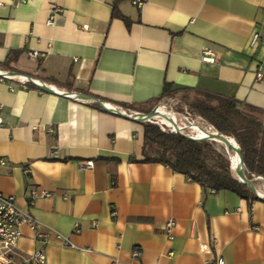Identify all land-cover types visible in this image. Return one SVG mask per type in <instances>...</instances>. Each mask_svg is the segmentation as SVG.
I'll return each instance as SVG.
<instances>
[{
  "label": "crops",
  "instance_id": "obj_1",
  "mask_svg": "<svg viewBox=\"0 0 264 264\" xmlns=\"http://www.w3.org/2000/svg\"><path fill=\"white\" fill-rule=\"evenodd\" d=\"M113 2L0 0V70L126 110L150 112L166 82L264 110V0H124L123 17ZM0 117V192L36 221L21 227L23 254L43 250L46 264H264V200L205 189L152 160L144 123L1 77ZM86 159L94 167L81 170Z\"/></svg>",
  "mask_w": 264,
  "mask_h": 264
},
{
  "label": "trees",
  "instance_id": "obj_2",
  "mask_svg": "<svg viewBox=\"0 0 264 264\" xmlns=\"http://www.w3.org/2000/svg\"><path fill=\"white\" fill-rule=\"evenodd\" d=\"M123 1L114 0L113 16L123 17L119 10ZM181 91L184 92L182 100L193 111L214 125L219 133L237 140L247 168V177L252 178V174L264 176V110L202 89L182 90L168 82L165 83L161 98ZM159 100H153L150 104L153 106ZM92 104L101 107L99 102ZM144 127L145 147L154 153L152 160L168 164L175 171L190 176L205 189L231 190L243 199H257L247 184L234 177L229 156L215 142L194 141L177 133L163 131L153 123H144Z\"/></svg>",
  "mask_w": 264,
  "mask_h": 264
},
{
  "label": "built area",
  "instance_id": "obj_3",
  "mask_svg": "<svg viewBox=\"0 0 264 264\" xmlns=\"http://www.w3.org/2000/svg\"><path fill=\"white\" fill-rule=\"evenodd\" d=\"M133 4L138 7H142L146 0H132ZM260 33H255L252 38V44H257L261 40ZM203 59L209 62H215V57L212 56L209 50H205ZM32 56H37L38 52H31ZM261 71L258 72L257 77L262 78ZM0 77L2 81L17 80L20 83L27 85L28 83L34 84L41 90L50 89L51 92L60 95H66L77 101L85 102H98L97 97H86L83 93L68 92L58 89L54 85L47 84L43 80H39L33 76L22 74L16 71L0 70ZM170 97V96H168ZM171 102L162 105L158 102L150 112H142L137 110H126L120 108L114 103L105 101L100 98L101 108L108 112L122 113L128 115L130 119L136 120L141 123H153L158 125L163 131H169L180 134L188 139L194 141L210 140L217 141L214 138L217 137L214 134H218L219 131L214 125L209 123L202 115L193 111L188 104H182L180 100L170 99ZM170 104V105H169ZM168 120L169 122L165 121ZM2 125V118L0 117V126ZM219 148V147H218ZM220 149V148H219ZM226 153L229 154V149L226 148ZM231 161V171L239 181L243 182L240 173L244 172L247 176V168H243L237 171V176L233 170V163ZM1 163H4L3 159H0ZM95 161L93 159L81 160L79 162V168L81 170L91 169L94 167ZM252 183H245L249 186L250 190L256 195L257 199L264 200V188H260L256 185L255 180L260 179L264 181V176L252 174V178H249ZM244 183V182H243ZM260 191H263L261 193ZM36 188L31 190V196L38 195ZM48 195L47 192H43ZM24 224H28L31 228L36 227V221L32 214L24 211L18 207L16 203L15 195H6L0 192V264H46V255L43 250H38L31 255H25L19 250V240L22 236L21 227ZM175 225L174 220H169L165 224V230L171 231ZM65 244L70 243L69 240L61 236ZM134 256H139L140 251L136 249L133 252ZM216 264H224L222 258H219Z\"/></svg>",
  "mask_w": 264,
  "mask_h": 264
},
{
  "label": "water",
  "instance_id": "obj_4",
  "mask_svg": "<svg viewBox=\"0 0 264 264\" xmlns=\"http://www.w3.org/2000/svg\"><path fill=\"white\" fill-rule=\"evenodd\" d=\"M48 91H51L50 89H48ZM83 95L84 96H86V97H93V96H90V95H86V94H84L83 93ZM98 102L100 103V98H98ZM101 104V103H100ZM126 116H128V115H126ZM129 117V116H128ZM130 118V117H129ZM215 136H217L219 139H220V141L222 142V143H225L227 146H230V147H232V144H231V142L229 141V138H231L230 136H226V135H224V134H221V133H218V134H214ZM233 139L236 141V144H234V148L235 149H237V151H238V153H239V159H240V163H241V165L243 166V168H246L245 167V164H244V160H243V154H242V151H241V147H240V145H239V143L237 142V140L233 137ZM232 147V148H233ZM240 177H241V179H242V181L244 182V183H252V181L245 175V173L244 172H241L240 173Z\"/></svg>",
  "mask_w": 264,
  "mask_h": 264
},
{
  "label": "rangeland",
  "instance_id": "obj_5",
  "mask_svg": "<svg viewBox=\"0 0 264 264\" xmlns=\"http://www.w3.org/2000/svg\"><path fill=\"white\" fill-rule=\"evenodd\" d=\"M184 92H180L176 95H173V96H170V97H165V98H162L160 99V103H162V105H166V103H169L171 102L170 99H175V100H180L182 102V104H187L185 101L182 100V95H183ZM158 104V103H157ZM170 105V104H169ZM167 106V105H166ZM210 141V140H209ZM215 142V145L217 147H219L222 151H226L228 149H231L230 146H227L225 143H222L221 141H213ZM232 150V149H231ZM151 154H154L153 152H151ZM227 155L229 156V154L227 153ZM211 163H214V160H211ZM255 183L258 187L260 188H264V181L263 180H260V179H257L255 180Z\"/></svg>",
  "mask_w": 264,
  "mask_h": 264
},
{
  "label": "bare ground",
  "instance_id": "obj_6",
  "mask_svg": "<svg viewBox=\"0 0 264 264\" xmlns=\"http://www.w3.org/2000/svg\"><path fill=\"white\" fill-rule=\"evenodd\" d=\"M166 122H169L168 120L165 119ZM215 140L217 141H220V139L218 137H215L214 138ZM229 141L231 142L232 144V147L234 146V144H236V141L233 139V137L229 138ZM231 149H229V155H230V158L232 160V163H233V170L237 176V171L241 170V165H240V159H239V153L237 151V149H235L234 147ZM261 193H263V191H260Z\"/></svg>",
  "mask_w": 264,
  "mask_h": 264
}]
</instances>
